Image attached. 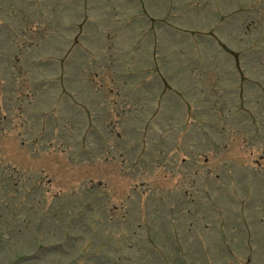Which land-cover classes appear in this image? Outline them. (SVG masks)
Segmentation results:
<instances>
[{
	"label": "rangeland",
	"instance_id": "1",
	"mask_svg": "<svg viewBox=\"0 0 264 264\" xmlns=\"http://www.w3.org/2000/svg\"><path fill=\"white\" fill-rule=\"evenodd\" d=\"M0 264H264V0H0Z\"/></svg>",
	"mask_w": 264,
	"mask_h": 264
}]
</instances>
